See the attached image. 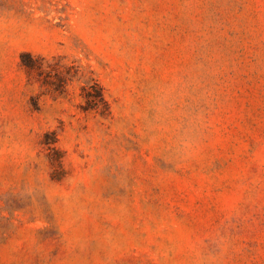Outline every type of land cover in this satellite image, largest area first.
<instances>
[{
	"label": "rangeland",
	"instance_id": "374dc122",
	"mask_svg": "<svg viewBox=\"0 0 264 264\" xmlns=\"http://www.w3.org/2000/svg\"><path fill=\"white\" fill-rule=\"evenodd\" d=\"M0 264H264V0H0Z\"/></svg>",
	"mask_w": 264,
	"mask_h": 264
},
{
	"label": "trees",
	"instance_id": "16d2710c",
	"mask_svg": "<svg viewBox=\"0 0 264 264\" xmlns=\"http://www.w3.org/2000/svg\"><path fill=\"white\" fill-rule=\"evenodd\" d=\"M23 57H25V55ZM24 65L28 69L34 68V65L33 64L30 65V63H27V64L24 63ZM90 89H92V92H89V90L85 89V92H86L85 96L87 99L88 109L94 110L101 114L104 113L108 108V104L104 98L101 87L97 83H95L94 85L90 87Z\"/></svg>",
	"mask_w": 264,
	"mask_h": 264
}]
</instances>
